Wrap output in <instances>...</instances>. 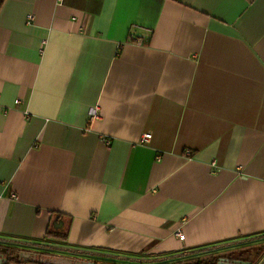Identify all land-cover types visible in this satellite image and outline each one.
I'll use <instances>...</instances> for the list:
<instances>
[{
	"label": "crops",
	"instance_id": "obj_1",
	"mask_svg": "<svg viewBox=\"0 0 264 264\" xmlns=\"http://www.w3.org/2000/svg\"><path fill=\"white\" fill-rule=\"evenodd\" d=\"M263 234L264 0H0L1 244L95 264Z\"/></svg>",
	"mask_w": 264,
	"mask_h": 264
},
{
	"label": "trees",
	"instance_id": "obj_2",
	"mask_svg": "<svg viewBox=\"0 0 264 264\" xmlns=\"http://www.w3.org/2000/svg\"><path fill=\"white\" fill-rule=\"evenodd\" d=\"M48 236H55L53 233H48ZM58 236V235H56ZM61 235H59L60 237ZM67 239V235L61 236ZM262 241L255 245H245L224 252V254L217 253L216 248H206L203 250L183 252L180 254L167 256L157 260H131L127 258L117 259L108 258L111 261L103 260L102 256L95 258V264H221L226 260L231 264H235L239 261L251 262L252 264H258L264 259V234L261 236L251 237L248 243L252 241ZM58 251V250H56ZM51 248L32 243L14 242V243H0V256L5 260V264H44V260L52 257H60L59 253H67L65 250H59L56 252ZM71 252V251H70ZM78 254L81 257H92L86 252H80ZM29 255L28 258L26 256ZM63 255V254H60ZM100 258L103 261L98 262ZM264 262V260H263Z\"/></svg>",
	"mask_w": 264,
	"mask_h": 264
},
{
	"label": "built area",
	"instance_id": "obj_3",
	"mask_svg": "<svg viewBox=\"0 0 264 264\" xmlns=\"http://www.w3.org/2000/svg\"><path fill=\"white\" fill-rule=\"evenodd\" d=\"M19 103V101L17 102V104ZM150 138H151V136L150 135H146V136H144V142H148L149 140H150ZM189 156L191 155V153L190 152H188L187 153ZM178 236L180 237V238H183V235L182 234H178Z\"/></svg>",
	"mask_w": 264,
	"mask_h": 264
},
{
	"label": "water",
	"instance_id": "obj_4",
	"mask_svg": "<svg viewBox=\"0 0 264 264\" xmlns=\"http://www.w3.org/2000/svg\"><path fill=\"white\" fill-rule=\"evenodd\" d=\"M235 264H252V263H251V262L239 261V262H237V263H235Z\"/></svg>",
	"mask_w": 264,
	"mask_h": 264
},
{
	"label": "rangeland",
	"instance_id": "obj_5",
	"mask_svg": "<svg viewBox=\"0 0 264 264\" xmlns=\"http://www.w3.org/2000/svg\"><path fill=\"white\" fill-rule=\"evenodd\" d=\"M233 250H236V247L235 248H232ZM29 257V255H27L26 256V258H28ZM261 262H259L258 264H260Z\"/></svg>",
	"mask_w": 264,
	"mask_h": 264
}]
</instances>
